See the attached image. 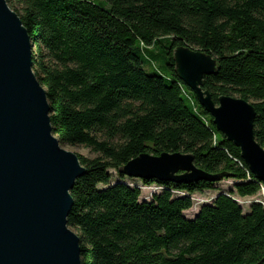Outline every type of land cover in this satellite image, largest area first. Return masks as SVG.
Segmentation results:
<instances>
[{"label": "trees", "instance_id": "trees-1", "mask_svg": "<svg viewBox=\"0 0 264 264\" xmlns=\"http://www.w3.org/2000/svg\"><path fill=\"white\" fill-rule=\"evenodd\" d=\"M27 29L32 70L46 91L52 134L82 146L84 174L67 224L81 264H264V207L235 199L262 182L174 71L173 49L211 54L203 89L240 97L256 111L264 148V0H6ZM190 153L219 181L169 182L120 169L140 154ZM113 171V172H112ZM113 173L118 179L112 181ZM220 190L200 205L192 195ZM127 179V180H126ZM160 187L148 199L141 186Z\"/></svg>", "mask_w": 264, "mask_h": 264}, {"label": "water", "instance_id": "water-1", "mask_svg": "<svg viewBox=\"0 0 264 264\" xmlns=\"http://www.w3.org/2000/svg\"><path fill=\"white\" fill-rule=\"evenodd\" d=\"M27 29L0 0V264H81V242L67 224L75 180L85 172L76 153L52 134L50 104L32 70ZM174 71L240 151L264 184V148L254 134L256 111L247 100L203 89L217 61L209 53L178 45ZM120 171L140 179L169 182L219 181L194 164L190 153L140 154Z\"/></svg>", "mask_w": 264, "mask_h": 264}, {"label": "rangeland", "instance_id": "rangeland-1", "mask_svg": "<svg viewBox=\"0 0 264 264\" xmlns=\"http://www.w3.org/2000/svg\"><path fill=\"white\" fill-rule=\"evenodd\" d=\"M62 147L65 148L66 150L72 151L74 153H78V154H80L82 156H85V157H93L94 156L93 153H91V151H89L88 149L83 148L82 146H66V145H63ZM117 179H118V176L115 173H113L112 181H115ZM128 181L130 183H133V184H136L137 183L139 186H141L140 199L141 198L148 199L150 197V195L153 193V191H155V189L153 188V186H142V183L141 182H138V181L136 182L134 180H129V179H128ZM232 187H233V180L230 179V178H226V179L222 180L219 183L218 190L215 189V190L205 191V192H202V193H197V192L194 193L192 195V198H193V206H192L191 209L185 211L184 212V215L186 217H188V218H193L196 215V213H197L200 205H202V204H204L206 202H209L214 196H216V194L220 190L228 191ZM235 196H236L235 199L238 201V203L243 206L242 207L243 208V211L246 212V210H248V208H247L248 207L247 201H249V197L239 198L237 195H235Z\"/></svg>", "mask_w": 264, "mask_h": 264}, {"label": "built area", "instance_id": "built-area-1", "mask_svg": "<svg viewBox=\"0 0 264 264\" xmlns=\"http://www.w3.org/2000/svg\"><path fill=\"white\" fill-rule=\"evenodd\" d=\"M155 190H159L160 187H155ZM256 195V194H255ZM248 196L249 197V201H247V203H251V202H259L260 204H262V206L264 207V186L261 185L260 190L258 192V194L255 196ZM254 197V198H253ZM245 198V197H243Z\"/></svg>", "mask_w": 264, "mask_h": 264}]
</instances>
